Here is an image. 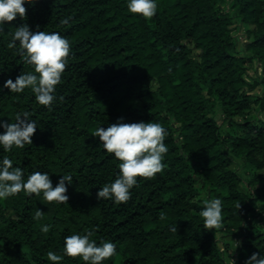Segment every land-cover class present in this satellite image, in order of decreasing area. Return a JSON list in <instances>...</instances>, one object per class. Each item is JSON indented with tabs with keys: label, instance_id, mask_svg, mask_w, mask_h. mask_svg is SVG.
Here are the masks:
<instances>
[{
	"label": "trees",
	"instance_id": "1",
	"mask_svg": "<svg viewBox=\"0 0 264 264\" xmlns=\"http://www.w3.org/2000/svg\"><path fill=\"white\" fill-rule=\"evenodd\" d=\"M25 3L26 15L0 32V84L35 71L10 43L19 23L61 32L70 51L51 107L30 86L0 88V119L26 109L38 123L32 143L10 151L0 145V155L25 177L39 168L53 184L65 171L74 179L68 201L23 189L0 199V264H90L62 251L65 235L88 230L98 242L116 243L101 264H244L264 251V221L256 218L264 212V118L255 114L264 103L257 94H264V0H158L150 18L130 11L127 0ZM238 24L247 27L243 42L234 33ZM247 58L261 65L254 76ZM120 116L165 126L164 167L138 174L126 201L98 199V187L115 178L118 158L92 132ZM213 196L223 204L218 229L206 228L199 214L202 199ZM49 249L63 259L50 261Z\"/></svg>",
	"mask_w": 264,
	"mask_h": 264
},
{
	"label": "clouds",
	"instance_id": "2",
	"mask_svg": "<svg viewBox=\"0 0 264 264\" xmlns=\"http://www.w3.org/2000/svg\"><path fill=\"white\" fill-rule=\"evenodd\" d=\"M27 3L34 5L36 0H27ZM127 7L132 12L150 18L157 11L158 0H127ZM18 14L20 17L26 15L25 0H0V32L5 30L6 21H11ZM61 22H68V17H63ZM10 43L19 44L18 51L23 62L30 64L35 71H20L15 79L8 76L0 84V88L7 87L10 91L19 92L30 86L35 93V99L51 107L56 85L62 79L70 51L68 37L56 30H33L28 23H19L11 34ZM30 115L28 110L21 109L16 112L14 120L0 119V127L3 128L0 131V145L5 150L10 151L13 145L24 146L32 143L38 123ZM92 135L102 143L107 152L118 158L115 178L98 187V199L111 197L115 201H126L131 195L130 188L137 183L138 174L153 176L164 167L163 153L168 150L164 142L166 128L158 121L127 120L120 116L106 126L101 123L95 127ZM73 179L72 173L65 171L53 184L50 172L39 168L29 171L25 177V170L14 163L9 155H0V199L23 189L28 194L42 192L47 201H68L67 188ZM201 203L199 214L203 217L204 226L220 228L223 224L221 197H205ZM33 215L39 218L42 208L38 207ZM49 228L48 223L41 225L43 231ZM172 230L177 231V224L172 225ZM62 251L70 256H79L90 264H101L116 251V243L104 237L98 242L91 238V230L85 233L75 231L64 236ZM47 257L50 261L63 259V255L52 249L47 252ZM244 264H264V251H253L244 260Z\"/></svg>",
	"mask_w": 264,
	"mask_h": 264
},
{
	"label": "rangeland",
	"instance_id": "3",
	"mask_svg": "<svg viewBox=\"0 0 264 264\" xmlns=\"http://www.w3.org/2000/svg\"><path fill=\"white\" fill-rule=\"evenodd\" d=\"M246 30L247 27L245 25H237L234 28V33L236 34V36L240 39L241 42L246 40ZM247 56V55H246ZM246 66H247V70H248V74L250 76H254L256 75L260 69H261V65L259 62L255 61V60H250V59H246ZM257 94H259L260 96L264 95L262 92V89L258 88L257 89ZM256 110H255V114L259 116V118H264V103L262 104L261 102L256 104ZM257 220L259 221H264V212H260L256 215ZM218 235L220 236V238L224 241H228V242H232L235 243L236 239L232 236L231 233L226 232L225 230H219L218 231ZM235 264L237 262V260L234 258ZM233 262V260H232Z\"/></svg>",
	"mask_w": 264,
	"mask_h": 264
}]
</instances>
